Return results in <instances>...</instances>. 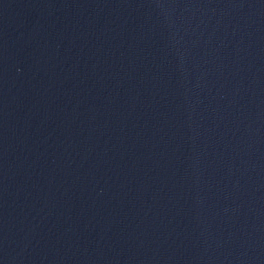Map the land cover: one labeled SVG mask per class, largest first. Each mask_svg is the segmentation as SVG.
I'll return each instance as SVG.
<instances>
[{"label": "water", "instance_id": "obj_1", "mask_svg": "<svg viewBox=\"0 0 264 264\" xmlns=\"http://www.w3.org/2000/svg\"><path fill=\"white\" fill-rule=\"evenodd\" d=\"M0 264H264V0H0Z\"/></svg>", "mask_w": 264, "mask_h": 264}]
</instances>
